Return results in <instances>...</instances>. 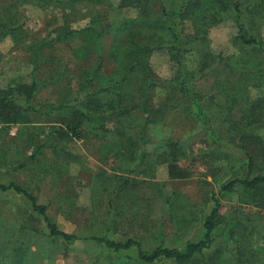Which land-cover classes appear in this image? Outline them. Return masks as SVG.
I'll list each match as a JSON object with an SVG mask.
<instances>
[{"label": "rangeland", "instance_id": "rangeland-1", "mask_svg": "<svg viewBox=\"0 0 264 264\" xmlns=\"http://www.w3.org/2000/svg\"><path fill=\"white\" fill-rule=\"evenodd\" d=\"M118 1L113 0L115 4ZM180 1L165 0V3L169 9H175ZM226 1L196 0L188 8L215 11L222 9ZM231 1L240 3V0ZM159 8L160 3L151 6L155 15L159 14ZM62 12L60 6H47L37 0L30 3L0 0V26H20L17 34L0 36V87L30 84L34 74L37 75L41 88L32 104L43 107L42 113L48 105L72 104L82 96L84 71L93 69L97 62L93 54L91 59L74 65L67 45L47 41L60 34ZM137 14L134 8L123 11L125 19ZM87 18L75 26H84ZM118 20L113 11L111 21ZM257 27V34L264 36V24L260 22ZM181 28L186 33L195 31L190 20L183 22ZM207 30L212 51L225 58L228 75L223 83L228 87L215 86L217 78L207 69L194 81V89L202 92L207 115L203 116L201 111L198 116L172 112L165 123L151 126L147 137L146 152L150 154H155L157 146L167 138L179 140L183 153L178 164L182 173L188 174L185 178H174L175 173L169 175L167 165L159 161L156 167H148V171H156L148 178L139 170L124 174L120 172L121 165L128 162L110 151L105 153L104 142L97 139L63 141L62 149L58 140L52 139L47 143L62 152L58 154L47 147L41 162L31 164L28 157L34 150L24 144V138H17L22 125L0 124V183L14 182L27 189L39 204L47 207L50 220L60 230L78 237L73 242L50 237L44 218L34 211L30 201L13 192L0 193V264H144L138 259L136 249L116 252L91 238L121 241L137 236L149 250L159 244L182 249L188 241L203 237V219L210 214L212 197L219 192V186L245 175V150L259 147L255 152L254 174L264 173V49L256 53L242 51L239 41L233 42L237 28L231 20H222ZM30 47L41 48L42 63L38 70ZM107 49L102 54L105 58ZM60 55L74 68L71 76L61 81L60 76H54V80L43 86L44 79L52 76V67L60 69ZM168 56L166 50H159L151 59L157 73L164 78L172 75ZM188 63L194 67L193 56ZM116 70L115 63L106 60L104 75L110 76ZM221 88H225L223 94ZM48 112L25 129L36 144L43 143L53 132L52 113ZM225 115L228 119L224 123ZM210 126L214 131L209 130ZM117 174L133 179L138 185H115ZM222 203L221 212L229 219L235 215L239 221L249 218L252 222L245 232L243 242L249 252L243 262L264 264V208L246 204L241 191L223 198ZM112 204L115 216L110 217ZM224 232H227L224 228L219 229L216 247L224 245Z\"/></svg>", "mask_w": 264, "mask_h": 264}, {"label": "trees", "instance_id": "trees-1", "mask_svg": "<svg viewBox=\"0 0 264 264\" xmlns=\"http://www.w3.org/2000/svg\"><path fill=\"white\" fill-rule=\"evenodd\" d=\"M25 1L30 3L34 0ZM37 2H44L47 6L57 5L63 9L60 16V34L47 41L52 44L60 43V46L67 45L74 58V65L78 64L77 61L83 63L91 59L93 54L96 55L97 62L93 69L84 71L86 80L82 85V96L72 104L65 102L59 106L48 105L44 107L43 113V107L32 104L41 88L37 75L34 74L30 84L16 83L0 87V124L22 125V131L19 130L17 138H24V144L34 150L28 157L31 164L41 162V156L47 147L60 154L63 141L97 139L104 142L105 153L110 151L128 162L121 165L120 172L124 174L137 173L139 170L148 178L150 174H156V171H148V167H156L155 163L159 161L167 165L169 175L175 173L174 178H185L188 174L184 175L178 164L183 153V145L179 140L167 138L157 146L155 154H150L146 152V144L149 142L147 137L149 128L165 123L172 112L198 116L201 111L203 116L207 115L202 103V92L194 89V81L205 74L207 69L217 78L215 86L228 87L223 83L224 77L228 75V69L224 68L225 58H222V54L212 51L206 34L207 29L222 20H231L237 28L233 42L239 41L242 51L256 53L264 49V36L257 34L258 23L264 24V2L261 0H240V3L235 1V4L234 1L227 0L222 9L219 7L215 11L204 10L202 7L189 9V4L195 3L196 0H182L175 9H169L165 0H119L117 4L113 0ZM156 3H160L157 15L151 9ZM130 8L137 9L138 14L136 17L125 19L123 11ZM113 11L119 18L117 22L111 21ZM86 18L88 20L84 26H75ZM186 20L193 22V33H186L181 28ZM19 30L20 26H0V36L7 33L14 35ZM106 48L107 58L102 55ZM32 49L38 70L42 63L39 53L42 51L40 47ZM159 50L168 52L172 64L170 77L160 76L153 67L152 56ZM191 56L194 57V67L188 63ZM106 60L115 63L117 68L110 76H105L103 72ZM73 70L74 68L60 55V69L52 67V76L45 78L46 82L42 85L46 86L54 80V76H60V81L61 78L67 79ZM233 86L234 83H231L230 87ZM224 92L225 88H221L220 94ZM48 111L52 113L50 116L53 121L50 125L53 132L43 143L36 144L34 137H29L25 129L28 130L29 124L41 119L42 115L49 113ZM227 119L225 115L224 123ZM222 126L224 125H220ZM210 127L209 130L214 131L213 126ZM52 139L58 140L60 150L47 143ZM259 139L260 135L257 134L256 140ZM257 150L259 147L244 151L245 175L220 185L219 192L213 194L214 204L210 214L203 219V237L199 241L190 240L182 249L159 244L149 250L137 236L121 241L96 236L91 239L116 252L136 249L138 259L144 264H156L160 261H171L174 264H245L243 258L249 251L243 241L248 225L252 222L249 218L239 221L235 215V219H229L221 212L222 199L241 191L246 204L264 208V173L254 174ZM114 179L115 185H138L127 176L121 178L117 174ZM7 192L21 195L30 201L34 211L44 218L50 237L60 238L65 242L78 239L76 235L60 230L50 220L47 207L39 204L37 198L27 189L14 182L0 183V193ZM114 208L112 204L110 217L115 216ZM104 225L107 228L106 220ZM221 228L227 232L222 235L225 241L220 248L216 247V242Z\"/></svg>", "mask_w": 264, "mask_h": 264}]
</instances>
